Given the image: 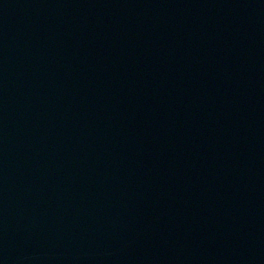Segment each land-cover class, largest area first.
Listing matches in <instances>:
<instances>
[{
	"label": "water",
	"instance_id": "water-1",
	"mask_svg": "<svg viewBox=\"0 0 264 264\" xmlns=\"http://www.w3.org/2000/svg\"><path fill=\"white\" fill-rule=\"evenodd\" d=\"M0 264H264V0H0Z\"/></svg>",
	"mask_w": 264,
	"mask_h": 264
}]
</instances>
